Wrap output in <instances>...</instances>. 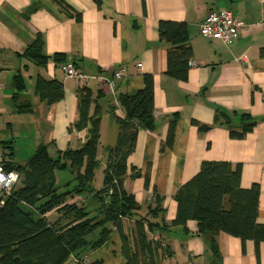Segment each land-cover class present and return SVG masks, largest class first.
Returning a JSON list of instances; mask_svg holds the SVG:
<instances>
[{
  "label": "crops",
  "instance_id": "obj_1",
  "mask_svg": "<svg viewBox=\"0 0 264 264\" xmlns=\"http://www.w3.org/2000/svg\"><path fill=\"white\" fill-rule=\"evenodd\" d=\"M216 11L232 12L245 26L230 46L199 33L201 22ZM161 22L187 27L193 55L186 82L166 75L170 44L161 40ZM38 36L46 56L64 54L69 64L93 78L86 87L94 99L90 116L101 112L97 191L104 187L108 151L118 142L117 117H125L119 96L136 95L144 90L145 77H153L155 129L139 132L122 189L139 204L140 217L153 223L160 219L148 216L149 207L156 206L157 196L164 199L169 227L145 226L157 264H215L207 241L196 235V221L170 227L177 216L176 194L204 162L240 166L241 187L259 185L257 221L264 225V0H0V151L10 166L26 165L42 146L51 157L77 150L91 129L76 128L81 85L66 76L65 64L50 59L41 68L19 57ZM122 69L126 75L113 90L109 82ZM18 74L27 85L19 96L14 84ZM39 79L62 83L63 99L42 102L36 94ZM18 105L29 111L20 113ZM243 115L257 123L239 137ZM134 173L139 176L132 177ZM55 175L63 190L73 177L67 170ZM70 202L96 208L92 197L75 196ZM121 225L131 250L141 252L136 219L123 218ZM110 229L101 248L89 249L80 261L68 264H127L121 234L115 225ZM216 242L221 264H264V243H243L225 233Z\"/></svg>",
  "mask_w": 264,
  "mask_h": 264
},
{
  "label": "trees",
  "instance_id": "obj_2",
  "mask_svg": "<svg viewBox=\"0 0 264 264\" xmlns=\"http://www.w3.org/2000/svg\"><path fill=\"white\" fill-rule=\"evenodd\" d=\"M159 31L161 40L170 44L166 75L186 82L193 55L186 25L161 22ZM43 45L42 38L38 36L19 57L41 68L46 67L50 59L69 64L64 54L46 56ZM145 83L144 90L136 95L119 96L125 117H117L118 142L108 151L104 187L100 191L94 188V179L100 166L97 150L101 112L90 116L89 109L94 99L86 86L78 91L81 118L76 128L83 130L90 125L91 129L87 142L81 148L59 152L56 157H51L48 147L42 146L26 165L10 166L5 162L6 171L19 174L20 181L0 209V264H68L73 259L80 261L85 251L101 248L109 240L110 225L117 226L121 234L122 252L127 264H157L153 243L148 240L145 226L150 230L160 223L161 228L169 227L164 220V199L157 196L156 206L149 207L148 216L160 219V223H153L148 217H140L139 204L122 189L128 177V160L135 152L139 132L155 129L153 77L146 76ZM14 84L17 96L27 88L22 74L14 78ZM36 94L46 105H51L63 99L65 90L58 81L39 79ZM18 110L20 113L29 111L24 105H18ZM175 121L171 124L169 144L174 139ZM242 123L244 133L239 137L251 132L257 121L243 115ZM57 170H67L73 176L64 190L56 183ZM138 176L139 173L132 175L135 178ZM75 196L94 198L95 210L70 202ZM175 200L177 216L170 227L196 221V235L207 241L215 264H221L216 242L220 233L236 237L243 243L249 240L257 246L264 243V225L257 221L259 185L242 188L240 166L233 169L224 162H204L200 172L180 188ZM53 212L59 218L50 222L48 216ZM123 218L136 219L141 252L132 251L129 247L122 230Z\"/></svg>",
  "mask_w": 264,
  "mask_h": 264
},
{
  "label": "built area",
  "instance_id": "obj_3",
  "mask_svg": "<svg viewBox=\"0 0 264 264\" xmlns=\"http://www.w3.org/2000/svg\"><path fill=\"white\" fill-rule=\"evenodd\" d=\"M244 24L239 21L232 12L216 11L210 13L200 24L199 33L209 40L220 41L225 46H230L239 37L244 29ZM244 61V58L238 62ZM68 78L74 79L81 87L86 86L93 78L84 74L72 64H67L62 68ZM126 75L125 69L115 73L114 79L109 82L114 90L118 81ZM5 155L0 151V209L3 207L7 197H9L20 181V176L16 172H9L5 169ZM2 195V198H1Z\"/></svg>",
  "mask_w": 264,
  "mask_h": 264
},
{
  "label": "rangeland",
  "instance_id": "obj_4",
  "mask_svg": "<svg viewBox=\"0 0 264 264\" xmlns=\"http://www.w3.org/2000/svg\"><path fill=\"white\" fill-rule=\"evenodd\" d=\"M1 198H2V195H1ZM57 216H58L57 213L53 212L49 214L48 219L50 222H53L54 220H56Z\"/></svg>",
  "mask_w": 264,
  "mask_h": 264
}]
</instances>
